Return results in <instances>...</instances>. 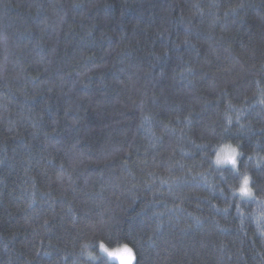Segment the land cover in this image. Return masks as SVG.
I'll return each instance as SVG.
<instances>
[{
  "label": "trees",
  "instance_id": "obj_1",
  "mask_svg": "<svg viewBox=\"0 0 264 264\" xmlns=\"http://www.w3.org/2000/svg\"><path fill=\"white\" fill-rule=\"evenodd\" d=\"M101 243L264 264V0H0V264Z\"/></svg>",
  "mask_w": 264,
  "mask_h": 264
},
{
  "label": "snow or ice",
  "instance_id": "obj_2",
  "mask_svg": "<svg viewBox=\"0 0 264 264\" xmlns=\"http://www.w3.org/2000/svg\"><path fill=\"white\" fill-rule=\"evenodd\" d=\"M241 7L243 5H240ZM217 164H230L233 168L237 167V149L236 148H225L221 150V153H218L216 156ZM250 180L247 175L243 176L242 185L239 188L240 193L243 196H251L252 191L249 187ZM102 252L106 253L109 257L119 260L120 264H133L134 255L132 249L127 245L123 246L122 249H117L115 251H110L109 248L105 247L103 243L99 245ZM91 255V254H90ZM96 259V257H92Z\"/></svg>",
  "mask_w": 264,
  "mask_h": 264
},
{
  "label": "rangeland",
  "instance_id": "obj_3",
  "mask_svg": "<svg viewBox=\"0 0 264 264\" xmlns=\"http://www.w3.org/2000/svg\"><path fill=\"white\" fill-rule=\"evenodd\" d=\"M112 258V257H111ZM112 259H114V258H112Z\"/></svg>",
  "mask_w": 264,
  "mask_h": 264
}]
</instances>
